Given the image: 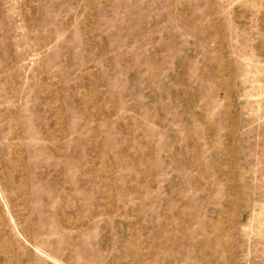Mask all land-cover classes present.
<instances>
[{"label": "rangeland", "instance_id": "374dc122", "mask_svg": "<svg viewBox=\"0 0 264 264\" xmlns=\"http://www.w3.org/2000/svg\"><path fill=\"white\" fill-rule=\"evenodd\" d=\"M0 264H264V0H0Z\"/></svg>", "mask_w": 264, "mask_h": 264}]
</instances>
